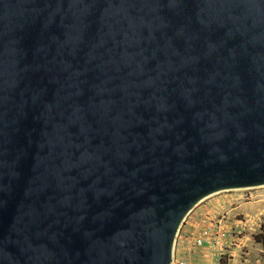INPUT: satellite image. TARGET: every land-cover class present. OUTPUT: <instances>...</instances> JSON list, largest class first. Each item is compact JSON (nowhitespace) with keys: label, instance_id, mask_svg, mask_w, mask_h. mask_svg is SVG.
<instances>
[{"label":"water","instance_id":"water-1","mask_svg":"<svg viewBox=\"0 0 264 264\" xmlns=\"http://www.w3.org/2000/svg\"><path fill=\"white\" fill-rule=\"evenodd\" d=\"M262 184L264 0H0V264H172Z\"/></svg>","mask_w":264,"mask_h":264},{"label":"rangeland","instance_id":"rangeland-1","mask_svg":"<svg viewBox=\"0 0 264 264\" xmlns=\"http://www.w3.org/2000/svg\"><path fill=\"white\" fill-rule=\"evenodd\" d=\"M263 225L264 184L215 191L180 223L172 264H264Z\"/></svg>","mask_w":264,"mask_h":264},{"label":"trees","instance_id":"trees-1","mask_svg":"<svg viewBox=\"0 0 264 264\" xmlns=\"http://www.w3.org/2000/svg\"><path fill=\"white\" fill-rule=\"evenodd\" d=\"M264 231V225L262 226V231L261 232H263ZM261 232H259L257 235H256V240H258L259 242H261L262 243V245H263V249H264V235L262 236L261 234Z\"/></svg>","mask_w":264,"mask_h":264},{"label":"built area","instance_id":"built-area-1","mask_svg":"<svg viewBox=\"0 0 264 264\" xmlns=\"http://www.w3.org/2000/svg\"><path fill=\"white\" fill-rule=\"evenodd\" d=\"M199 240H201V239H199Z\"/></svg>","mask_w":264,"mask_h":264}]
</instances>
